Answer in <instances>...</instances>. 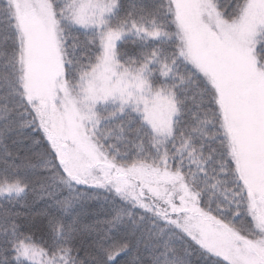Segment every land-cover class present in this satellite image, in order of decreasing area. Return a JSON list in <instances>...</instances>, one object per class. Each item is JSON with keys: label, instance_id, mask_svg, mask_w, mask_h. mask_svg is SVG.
<instances>
[{"label": "snow or ice", "instance_id": "1", "mask_svg": "<svg viewBox=\"0 0 264 264\" xmlns=\"http://www.w3.org/2000/svg\"><path fill=\"white\" fill-rule=\"evenodd\" d=\"M0 264H264V0H0Z\"/></svg>", "mask_w": 264, "mask_h": 264}]
</instances>
